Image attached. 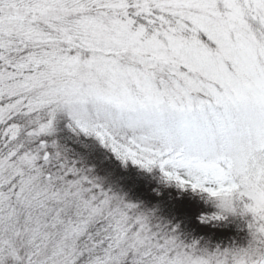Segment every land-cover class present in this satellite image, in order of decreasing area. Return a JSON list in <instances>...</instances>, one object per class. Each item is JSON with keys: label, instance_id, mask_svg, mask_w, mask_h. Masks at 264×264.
<instances>
[{"label": "snow or ice", "instance_id": "obj_1", "mask_svg": "<svg viewBox=\"0 0 264 264\" xmlns=\"http://www.w3.org/2000/svg\"><path fill=\"white\" fill-rule=\"evenodd\" d=\"M0 264H264V0H0Z\"/></svg>", "mask_w": 264, "mask_h": 264}, {"label": "rangeland", "instance_id": "obj_2", "mask_svg": "<svg viewBox=\"0 0 264 264\" xmlns=\"http://www.w3.org/2000/svg\"><path fill=\"white\" fill-rule=\"evenodd\" d=\"M161 194H166V193H170L172 195V197H174V199H176V201H179L180 203H182V206H181V210L179 213L181 212H184L186 210V203L189 199L191 198H184V197H191L190 194H185V193H181L179 191H177L176 189H164V190H160L158 191V195ZM202 202L200 201H197V204H201ZM225 233H227V229L224 230ZM239 235H241V233H237L235 231L234 234H231V235H227V236H217V235H214L213 233H209L206 237V239L209 241V243L211 244H216V243H228L233 237H238ZM201 237L202 238H205L203 237V234H201Z\"/></svg>", "mask_w": 264, "mask_h": 264}, {"label": "trees", "instance_id": "obj_3", "mask_svg": "<svg viewBox=\"0 0 264 264\" xmlns=\"http://www.w3.org/2000/svg\"><path fill=\"white\" fill-rule=\"evenodd\" d=\"M153 191H154V193L158 194V190L153 189ZM172 195L170 193H166V194L160 193V196L163 197L165 200L171 199L173 201V207H174L175 211L179 213L180 210L182 209L181 208L182 203H180L179 201H176V199H174V197H172ZM184 198H191V197H184ZM227 230H228L227 233H225V231H224L223 236L234 234L236 231L235 227H232V226H230Z\"/></svg>", "mask_w": 264, "mask_h": 264}]
</instances>
